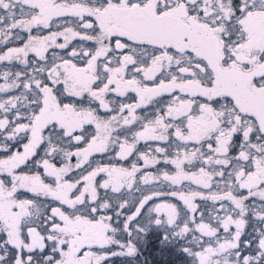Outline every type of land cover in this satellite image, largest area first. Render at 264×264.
<instances>
[{"label": "snow or ice", "instance_id": "6c2138e0", "mask_svg": "<svg viewBox=\"0 0 264 264\" xmlns=\"http://www.w3.org/2000/svg\"><path fill=\"white\" fill-rule=\"evenodd\" d=\"M0 264H264V0H0Z\"/></svg>", "mask_w": 264, "mask_h": 264}]
</instances>
